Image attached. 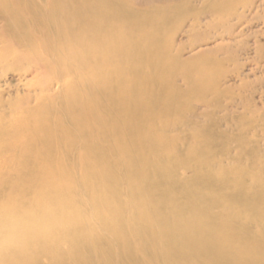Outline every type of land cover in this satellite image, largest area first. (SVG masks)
I'll return each instance as SVG.
<instances>
[{
  "label": "bare ground",
  "instance_id": "6f19581e",
  "mask_svg": "<svg viewBox=\"0 0 264 264\" xmlns=\"http://www.w3.org/2000/svg\"><path fill=\"white\" fill-rule=\"evenodd\" d=\"M259 12L0 0V264H264Z\"/></svg>",
  "mask_w": 264,
  "mask_h": 264
},
{
  "label": "rangeland",
  "instance_id": "374dc122",
  "mask_svg": "<svg viewBox=\"0 0 264 264\" xmlns=\"http://www.w3.org/2000/svg\"><path fill=\"white\" fill-rule=\"evenodd\" d=\"M257 12H258V10H257ZM249 15H247V17H249ZM259 15L260 16L262 15V17H263L264 16V12H262V13L259 12ZM262 20L264 21V18H262ZM260 23H262V21ZM262 29H263L262 26H258V27L253 29V32L254 31L257 32V31L262 30ZM238 30H239V28H237L235 30V32H237ZM254 37L255 36H250L249 39H248V44H249L250 47H252V42L254 40ZM256 39H258V38H256ZM259 39H260L261 42H264V36H262ZM250 43H251V45H250ZM251 56L253 57L254 54H252ZM254 63L255 62H250L249 61V62H247L244 65V67L242 69H250V70H252V72H250V74L255 73V64ZM228 69H231L230 74H232L233 76H237L238 73L240 74L239 71L233 70L231 65L228 66ZM232 75H230V76H232ZM258 76L259 77H263V79H264V73L258 74L257 77ZM263 91H264V81L262 80L258 84L255 83L253 88L248 90V91H244V92H237L236 91L235 92L238 95V96H235L236 100L239 99L241 96H243V97L252 96L253 102L255 103L258 111L255 114L247 113V116H246L247 118L246 119H248L250 121H257L258 124H261L262 122H264V99H261V100L258 99L259 94H261V92H263ZM235 106L236 107L232 108V110L234 111V113H232V114H233V116H238L239 114L242 113V109L238 105H235ZM220 115L221 114H218V116H220Z\"/></svg>",
  "mask_w": 264,
  "mask_h": 264
}]
</instances>
